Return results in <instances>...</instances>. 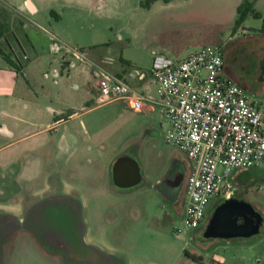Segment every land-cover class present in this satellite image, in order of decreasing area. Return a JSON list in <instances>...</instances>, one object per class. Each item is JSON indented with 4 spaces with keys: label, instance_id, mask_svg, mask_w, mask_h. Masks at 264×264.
<instances>
[{
    "label": "rangeland",
    "instance_id": "obj_1",
    "mask_svg": "<svg viewBox=\"0 0 264 264\" xmlns=\"http://www.w3.org/2000/svg\"><path fill=\"white\" fill-rule=\"evenodd\" d=\"M32 1L37 13L26 6L20 16L9 5L24 7L22 0H0V20L6 25L0 46L5 50L13 46L21 60L19 84L32 90L27 94L31 109L24 117L32 122L25 130L35 133L25 142L27 147L43 149L37 158L43 159L45 171L57 163L67 165L75 168L76 178L74 183H23L21 196L32 208L41 199L46 206L47 197L67 193L74 197L76 221L65 224L62 250H53L47 237H41L42 251L26 236L13 239L10 249L0 253V264H201L194 258L196 253L206 258L205 264H212L215 252L227 257L226 264H264V194L258 189L264 184V164L240 174L235 195L262 215L259 232L231 240L204 238L206 223L200 227L185 223V194L174 191L171 196L167 179L180 172L185 181L190 163L165 141L160 108L151 113L146 108L134 111L122 100L100 97L94 77L97 68L92 65L124 76L139 92L148 87L149 94L157 98L158 85L153 81L138 85L131 76L133 70H149L153 53L181 59L204 45H219L226 72L251 98L260 100L264 98V35L258 32L262 19L251 16L243 23L245 29L233 30L236 0L156 1L149 9L142 8L139 0ZM16 38L26 48V57ZM54 40L66 49L52 53ZM167 45L186 51L168 55L163 50ZM67 49L83 52L87 60L76 59ZM36 103L54 107L63 118L73 110L92 109L83 116L70 115L65 124L57 126L55 117L33 113ZM11 122L0 116V126ZM63 135L70 139L64 140ZM58 145L67 151L56 158L51 149ZM120 157L138 164L141 178L137 184L118 187L110 183L113 165ZM35 161L36 155L27 157L28 166ZM104 166L109 183H98V172ZM84 171L89 178H84ZM0 187L3 200V183ZM222 201L210 200L206 218ZM214 239L216 244L203 250ZM84 241L97 243L101 251L85 246Z\"/></svg>",
    "mask_w": 264,
    "mask_h": 264
},
{
    "label": "built area",
    "instance_id": "obj_2",
    "mask_svg": "<svg viewBox=\"0 0 264 264\" xmlns=\"http://www.w3.org/2000/svg\"><path fill=\"white\" fill-rule=\"evenodd\" d=\"M66 47L54 40L52 53ZM79 60L86 56L67 49ZM154 54L152 66L136 69L131 76L138 85L153 81L157 98L134 89L124 76L95 65L100 97L122 100L134 111L159 107L165 125V141L176 146L190 163L184 181L185 223H208L210 200L235 197L242 172L264 164V98L257 100L234 81L225 69L219 45H204L181 59ZM54 76L58 72H53ZM264 194V184L258 186Z\"/></svg>",
    "mask_w": 264,
    "mask_h": 264
},
{
    "label": "crops",
    "instance_id": "obj_3",
    "mask_svg": "<svg viewBox=\"0 0 264 264\" xmlns=\"http://www.w3.org/2000/svg\"><path fill=\"white\" fill-rule=\"evenodd\" d=\"M173 1L165 4H171ZM241 2L242 0H236L234 4V21L237 16V7ZM251 2L253 3L254 9L261 14V19H263L264 0H252ZM22 3L24 7L21 6L22 4L19 6L8 5L11 10L14 11L13 13H18L20 16L24 14L26 6L29 8L31 13H37L38 8L32 0H22ZM251 16L252 15L249 14L245 18L244 22ZM243 23L239 26V28L245 29ZM16 41L19 48L23 51V56L26 57V48L17 38ZM10 47L13 53L12 58L19 65V67L18 69L14 68L0 56V116L7 117L12 121L11 125L4 124L3 126H0V183H3L4 186V198L3 200L0 198V253L6 252L10 249V244L13 239H24L26 236H30L33 239L35 247L37 249H41L42 251L44 248L41 237H47L45 240L48 244H50V247H52L53 250L60 251L63 249V242L65 241V224L68 223V225H72L75 224L76 221L73 205V202L75 201L72 199L74 197H70L67 193L66 195L60 193L54 194L46 198V206L44 199H41L38 204L31 208L27 200H24L21 196L22 189L25 186L23 183H74L76 170L75 168H68L67 165L60 166L57 163L51 167V170L45 171L43 159L37 158L38 155H43V149H38L37 147H27L25 142L32 138V135L35 133H28L25 130V125L32 122H29V120L24 117V113H26L28 109H31L32 103L27 100V94L28 92L31 93L32 90H30L28 85L19 84L18 77L21 71V60L13 46L11 45ZM163 50L168 55L176 56L181 55L184 51H186L184 47H176L172 45L165 46ZM231 78L239 83L234 77ZM32 98L29 97L30 100ZM36 99H39V97H36ZM33 100H35V98H33ZM35 105L36 106H34L33 110L35 115H46L50 119L55 117L53 122H56L55 124L57 126L65 124L67 117L70 115L83 116L92 109L91 107L85 109L83 108V110H73L68 113L65 118H63L62 116H57V110L50 105L43 106L39 103H36ZM4 107L10 108L11 110L8 111ZM155 110L156 108L151 111L146 109V112L151 113ZM85 135L90 136V134L86 131ZM67 137L68 138H66V135H63L64 140L70 139V135H67ZM102 147L103 146H100V148ZM51 150L54 153L52 156H55L56 158L66 154L65 152L67 151L65 147L60 145L55 146ZM31 155H36V161L28 166L27 157ZM83 173L85 174V179L89 178L90 175L88 171H84ZM98 175V183H109L108 170L105 166L103 167V172L99 171ZM110 180V183H113L112 174ZM83 183H85V181ZM1 191L2 189L0 187V196L2 195ZM62 213H66L68 215H64ZM51 214H53L52 216L55 218L54 221H51ZM215 240L217 239L208 241L205 245H203V250H208L213 244H216L217 241ZM226 242V244H231L228 243L230 241ZM84 245L93 250L101 251L95 242L84 241ZM227 246L228 245H224L223 247L226 248ZM194 256V258L198 259L201 264L206 263V258L202 254L196 253ZM241 259L242 258H240V260ZM210 262H212V264H226L228 259L225 255L215 252L210 258ZM93 263L103 264V262L100 261H94L92 264Z\"/></svg>",
    "mask_w": 264,
    "mask_h": 264
},
{
    "label": "water",
    "instance_id": "obj_4",
    "mask_svg": "<svg viewBox=\"0 0 264 264\" xmlns=\"http://www.w3.org/2000/svg\"><path fill=\"white\" fill-rule=\"evenodd\" d=\"M31 7V5L29 4ZM128 164L132 169V176L123 173V165ZM141 178L138 164L120 157L112 168V181L118 187L135 185ZM262 215L244 200L230 197L218 204L208 220L203 231L204 238H249L259 232Z\"/></svg>",
    "mask_w": 264,
    "mask_h": 264
},
{
    "label": "trees",
    "instance_id": "obj_5",
    "mask_svg": "<svg viewBox=\"0 0 264 264\" xmlns=\"http://www.w3.org/2000/svg\"><path fill=\"white\" fill-rule=\"evenodd\" d=\"M156 1H162L164 3H169L173 0H139V4L144 9H149ZM252 15L256 18H261V14L254 9L253 3L249 0H243L237 7V16L234 21L233 30H236L239 26L242 25L245 18L248 15ZM258 32L264 35V18L262 19V23L260 28L258 29ZM6 35V25L0 20V38L5 39ZM0 56L5 59L7 63H9L14 68L18 69L19 65L15 62V60L12 58L13 53L11 51V48L9 47L8 50H5L3 47L0 46ZM123 62H126L125 60L121 59Z\"/></svg>",
    "mask_w": 264,
    "mask_h": 264
},
{
    "label": "flooded vegetation",
    "instance_id": "obj_6",
    "mask_svg": "<svg viewBox=\"0 0 264 264\" xmlns=\"http://www.w3.org/2000/svg\"><path fill=\"white\" fill-rule=\"evenodd\" d=\"M123 173L125 176L130 177L132 176V169L130 165L124 164L123 165ZM168 185L172 189L171 196L174 197V193L178 192V195L184 194V176L180 172H174L170 179H167ZM175 191V192H174ZM211 216L208 217V220Z\"/></svg>",
    "mask_w": 264,
    "mask_h": 264
}]
</instances>
